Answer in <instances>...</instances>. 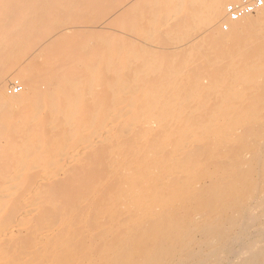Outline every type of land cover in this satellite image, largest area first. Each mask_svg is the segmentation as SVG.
Returning <instances> with one entry per match:
<instances>
[{
  "label": "bare ground",
  "instance_id": "6f19581e",
  "mask_svg": "<svg viewBox=\"0 0 264 264\" xmlns=\"http://www.w3.org/2000/svg\"><path fill=\"white\" fill-rule=\"evenodd\" d=\"M111 1L0 0V93L22 85L0 136V264H184L154 263L156 230L192 252L264 193V8L225 32L235 0H151L139 19ZM15 58L41 68L10 76Z\"/></svg>",
  "mask_w": 264,
  "mask_h": 264
},
{
  "label": "rangeland",
  "instance_id": "374dc122",
  "mask_svg": "<svg viewBox=\"0 0 264 264\" xmlns=\"http://www.w3.org/2000/svg\"><path fill=\"white\" fill-rule=\"evenodd\" d=\"M109 1V0H107ZM111 1V0H110ZM114 1V2H113ZM156 1V0H155ZM159 1V0H158ZM167 0H162V3L165 5ZM129 2V0H112L110 2V5L107 4V13L108 11H112L114 9H116L117 7H123L122 10L123 12V16L121 18H135V19H139V18H152L151 14H152V10L151 8V0H140V1H136L134 2V4L132 5H127ZM161 3V4H162ZM85 5L81 6V7H77L74 10V13L79 16L82 17L84 14V9ZM105 13V10L103 11ZM97 14V12H95ZM95 16L90 14V18H103L104 13H100V14H95ZM83 14V15H82ZM82 15V16H81ZM100 15V16H99ZM107 15V14H106ZM254 16H257L254 14ZM253 16V17H254ZM88 17V15H87ZM241 23L240 20L230 23L231 26L229 27V29H224L223 30L225 32H230V30L234 29L233 27L239 26V24ZM95 37L90 38V40H94ZM16 59V63L15 65L13 64L12 68L9 70V75L11 76V74H16V73H24L25 70L30 69L32 71H38V69L41 68V63H39L37 60L31 62L30 64H25V65H18V58ZM40 64V65H39ZM20 77H18V75H15L13 77V79H18ZM12 79V80H13ZM21 80V79H20ZM14 82V80H13ZM12 81L8 82L5 85L4 88V92L0 93V136H4L6 132H9L8 128L10 120L13 116V107L11 105V103L7 104L8 101H11L8 97V95L6 96V93L9 91V88L11 85ZM8 90V91H7ZM9 94V92H8ZM11 94H18V93H11ZM7 134V133H6ZM256 202L254 203L257 205H252V207L250 209L249 212H252L251 210L254 209V211L252 212V214H248L249 213L247 210V212L245 213L244 216H242L244 219H240L237 226L235 224L234 227H228V228H218L211 231L209 233L210 236H207L208 231L205 229L202 233H198L192 240L194 241L193 243L198 244V243H202L203 246L200 248H195L192 252H187L188 249L186 248V244H179L178 242L175 241H171L170 237L172 236L171 233H174V231H172L173 229H169V228H160L157 231L158 233V237H162L163 238V243L157 238L155 243H154V263L159 262V258L162 257H169L172 256L175 260V262L178 261L179 257L182 256H188L185 260L181 259L182 261H184V264H264V237H262V235L258 234V232H252V230L258 225V223L260 222V220L264 219V193L259 194L256 196ZM251 216L253 218H251ZM250 218V221L248 220ZM256 218V220H255ZM260 218V219H259ZM252 219L254 220V223H250L252 221ZM259 219V220H258ZM248 220V222H246ZM257 222V223H256ZM252 227H251V225ZM244 224V225H243ZM249 224V225H247ZM246 225L248 226L247 228ZM254 225V226H253ZM244 226V227H243ZM250 226V227H249ZM247 229V230H246ZM250 230V231H249ZM178 233H183V232H189V228L186 226L182 229H178V231H175ZM242 232V234H241ZM250 232V233H249ZM249 233V235H248ZM169 234L170 237H169ZM239 235H243V237L245 238V243L244 245H246V247L248 248H260L259 250H256L260 252V255H258V252L256 255H254L251 258H246V256H236V249L238 248V243L236 242L235 244L233 243V240L230 243L234 244V249H233V245L231 247V244L228 243L229 239L232 238L234 235L238 236ZM255 234V235H252ZM258 234V235H256ZM247 235V236H246ZM234 236V237H235ZM247 238H246V237ZM258 236V237H257ZM215 237L217 238L216 240V244H215V250H212V248L214 247L213 242ZM249 237V238H248ZM260 237V238H259ZM256 239L255 242H257L259 239V242H257V244H253L255 246H253L250 243H253L252 239ZM235 242V241H234ZM250 244V246H248ZM213 245V246H212ZM258 245V246H257ZM228 247V248H227ZM230 248V249H229ZM232 248V249H231ZM182 253V254H181ZM228 257V258H227ZM149 258V257H148ZM147 258V259H148ZM227 258V259H226ZM233 258V259H231ZM146 259V260H147ZM223 259L226 260L223 262ZM231 259V260H229ZM230 262H229V261ZM223 262V263H222Z\"/></svg>",
  "mask_w": 264,
  "mask_h": 264
},
{
  "label": "built area",
  "instance_id": "2783aa9c",
  "mask_svg": "<svg viewBox=\"0 0 264 264\" xmlns=\"http://www.w3.org/2000/svg\"><path fill=\"white\" fill-rule=\"evenodd\" d=\"M264 8V0H235L226 6L228 22L223 23V28L228 29L231 21H238L247 15L256 14ZM22 89L20 82L15 81L10 85V91L18 93Z\"/></svg>",
  "mask_w": 264,
  "mask_h": 264
}]
</instances>
